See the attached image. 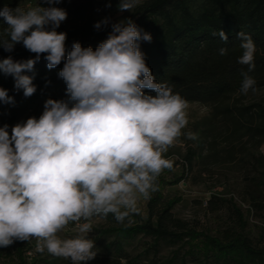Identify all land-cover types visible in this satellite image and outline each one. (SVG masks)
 <instances>
[{
	"label": "clouds",
	"instance_id": "clouds-1",
	"mask_svg": "<svg viewBox=\"0 0 264 264\" xmlns=\"http://www.w3.org/2000/svg\"><path fill=\"white\" fill-rule=\"evenodd\" d=\"M61 2L40 0L27 10L0 8L6 25L0 48L11 53L22 44L35 54L26 60L3 58L0 73L13 77L15 89L30 97L37 88L34 77L24 73L44 55L49 70L63 62L58 76L68 96L47 99L39 118L15 124L10 133L7 124L0 127V247L35 239L38 252L87 264L97 255L89 237L92 218L112 214L124 223L139 212L140 198L148 200L158 190L161 172L173 167L163 154L187 126V103L154 78L141 50V42H151L152 36L131 18H103L94 28L110 26L111 31L95 50L73 42L68 51L67 33L57 31L67 19L66 10L55 6ZM139 3L119 0L117 11L132 12ZM212 35L228 41L223 30ZM236 38L242 50L237 63L247 66L240 73V91L247 94L255 91L249 73L255 69L256 45L244 31ZM218 51L228 54L226 47ZM0 103L14 104L2 87ZM186 136L197 138L191 131ZM70 222L76 224V235L58 236Z\"/></svg>",
	"mask_w": 264,
	"mask_h": 264
},
{
	"label": "trees",
	"instance_id": "trees-1",
	"mask_svg": "<svg viewBox=\"0 0 264 264\" xmlns=\"http://www.w3.org/2000/svg\"><path fill=\"white\" fill-rule=\"evenodd\" d=\"M24 1L0 0V8L7 4L15 9ZM110 2V8L106 7L109 0H62L55 5L67 12V19L57 29L67 33V50L73 42L95 50L111 27L97 30L94 24L128 12L126 18L152 36L151 42H141V50L156 81L167 83L187 104L210 108V115L196 124L199 142L180 158L182 172L176 180L157 178L158 190L146 200L145 218L139 213L124 223L112 214L92 218L102 224L92 228L90 238L97 255L87 264H264V155L259 152L264 145V98L247 101L249 95L264 91V0H140L132 12L123 13L117 11L119 0ZM4 28L0 18V32ZM219 30L227 34L226 43L212 35ZM239 31L248 33L256 45L255 69L249 73L256 80L255 91L247 94L240 91V73L247 66L237 63L242 54L236 38ZM221 47L228 49L227 55L219 54ZM9 55L15 60L35 57L22 44L11 53L0 48V60ZM46 65L41 55L34 68L24 73L34 77L37 88L30 97L15 89L13 77L0 73V87L14 98V104L0 103V127L7 124L9 133L15 124L39 118L47 99L68 100L66 84L58 76L63 62L51 70ZM195 168L201 177L213 176L220 169L241 177L239 195L247 213L259 221L257 242L246 232L248 220L232 199L216 195L208 200L207 209L212 212L222 203L229 207L226 228L213 234L175 216L180 199L167 197L165 189L177 185ZM34 248L30 241L0 247V264H61L59 257L34 252Z\"/></svg>",
	"mask_w": 264,
	"mask_h": 264
},
{
	"label": "rangeland",
	"instance_id": "rangeland-1",
	"mask_svg": "<svg viewBox=\"0 0 264 264\" xmlns=\"http://www.w3.org/2000/svg\"><path fill=\"white\" fill-rule=\"evenodd\" d=\"M35 6H37V3L34 0H25L21 8L27 10L29 7ZM127 15L128 12L118 14L114 16L111 21L117 22L121 19H125ZM262 98H264V91L249 95L247 101H258ZM185 111L188 120L187 126L181 130V135L175 139L172 146L163 154L164 158L171 160L173 163L171 170L164 169L160 174L162 176L161 178L165 179L166 182L175 181L181 174L182 167L180 158L186 154L189 148H194L199 142L197 138L194 140L188 139L186 133L189 131L196 133V124L210 115V108L196 103L187 104ZM259 152L264 155V145L260 147ZM202 153H207V150L204 149ZM217 172L213 174V176L206 174L201 177L195 168L194 172L189 174L187 178L177 185L165 189L167 197H178L180 199V202L175 206L173 211L175 216L186 222L198 224V230H210L213 234L226 228V224L229 222V207L227 203H222L217 212H212L210 209H207L208 200L216 195L224 200L232 199L233 202L241 208L245 214V218L248 220L246 232L257 242L260 237L259 221L251 216L250 213H247V206L243 203L239 195L240 188L243 184L241 177L236 176V172L224 169H220ZM138 208V213L145 218L146 200L140 198L138 201ZM91 224L92 228H96L99 227L102 222L100 219H92ZM92 234L93 232L91 231L89 237ZM75 235L76 224L71 223L58 233V236L61 238H70ZM30 242L35 246L34 252H38L36 251V240L32 239ZM164 252L168 253V250L165 249ZM47 254L49 253L46 252V255ZM59 258L61 259V264H71L69 259Z\"/></svg>",
	"mask_w": 264,
	"mask_h": 264
}]
</instances>
